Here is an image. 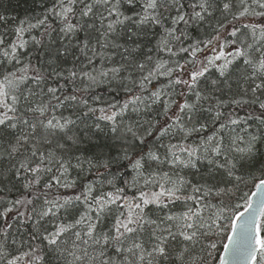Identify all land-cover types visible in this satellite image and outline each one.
Returning <instances> with one entry per match:
<instances>
[{"label":"snow or ice","instance_id":"obj_1","mask_svg":"<svg viewBox=\"0 0 264 264\" xmlns=\"http://www.w3.org/2000/svg\"><path fill=\"white\" fill-rule=\"evenodd\" d=\"M125 7L134 15H126L122 10ZM137 7L140 8L139 12H136ZM232 7V3H224L223 13L230 12ZM236 7L239 10L233 14L234 20L256 18L242 25L243 28L250 30L249 43H246V38L239 41L235 39L241 31L235 24L227 33L234 39L231 41L223 39L221 32L227 29V22H218V27L214 29L216 34L211 38L195 41L189 47L181 46L178 51L175 49L176 43L182 45L183 39L187 38L185 32L175 26L181 22L191 25L204 21V14H212L210 11L212 0H193L188 4L182 0H53L51 7L44 9L45 14L41 18L35 22L22 21L20 26L16 27L15 39L10 44L5 46V40L0 38L2 58L0 66L4 60L9 64L14 62L18 66L0 74V184L5 181L11 183L13 178L18 180L22 172L29 173L32 178L23 184L27 192L35 189L41 182V173L45 175L52 173L49 182L44 185L45 189L50 190L54 186L72 188L75 181H69L67 173L69 168L82 169L85 161L75 153L84 151L92 153L91 158L86 159L90 168L107 170L116 166L117 173L121 168H125V177L128 175L127 170L134 173L131 180L124 179L123 187L117 186L113 179L107 180L112 190L101 191L98 194H94L91 185H86L83 192L72 197L50 199L48 193L44 192L43 205L40 208L34 206L41 195L38 191L33 193L32 198L21 196L14 201H7L8 206L0 203V208H3L0 211V219L15 211L12 219L19 218L21 225L33 221L30 240L46 242L61 264H160L169 256L167 249L169 239L175 240L177 236L186 244L175 253L174 264H186L185 258L189 257L191 252L189 245L212 234L211 227L215 224V219L212 215L206 218L203 214L205 208L214 207L210 201L206 202L207 198L223 197L228 194L229 189L219 187V182L211 184L210 180H205L202 184H191L179 172L161 173L160 165L167 164L173 170L177 167L195 168L197 161L207 160L216 170H223L230 181L238 163L256 161L257 143L264 139V135L248 133L247 127H243L240 128V132L247 135L245 139V136L237 132V126L244 123L246 118L231 112L226 115L220 108L229 101L197 90L198 81L205 76L210 66L216 67L220 77H224L226 81L230 66L237 59L243 58L244 65L250 68L251 72L240 79L250 82L251 86L245 88V85L241 84L240 87L245 92L250 91L254 99L249 101L242 96L231 100L230 103L234 105L258 103L261 112L254 118L264 125V100L256 95L264 93V0H237ZM185 8H190L191 11L185 12ZM173 10L175 16L170 15ZM7 19L8 17L0 15V21ZM168 19H171L173 27H164ZM54 23L60 25L61 40L65 38L71 40L72 37H78L80 32L85 33L80 50L82 53L91 51L92 56L88 57V64H92L97 56L102 60L105 58L111 60V56L105 57L103 52L97 51V45L100 49L123 48V63L108 68H93L91 71L70 69L67 76L63 71L53 68L49 77L44 70L32 65L30 60L23 62L20 56L29 44L24 34L32 29L43 28L42 37H51L52 32L56 31ZM148 24L163 28L164 35L158 43L157 51L173 57L178 52L189 54L193 57L188 61L191 70H188V65L176 64L173 67L168 66V61L159 59L153 61L151 55L144 60H139L133 55L139 47L133 37L139 35L143 26ZM122 32L135 47H126L118 43ZM30 39L38 47L43 44L42 38L32 36ZM228 43L236 46L233 51L226 53L225 45ZM205 50H210L213 55L205 56L204 60L198 61L196 54ZM67 54H69L67 46L50 50L52 59H49V65ZM221 60L223 63H216ZM185 71H188V79L183 78L182 74ZM176 72L181 75L174 76ZM158 76L172 78L169 80V86H184L187 92L181 90L179 95L184 97L191 93L195 100L190 102L188 99L180 101L171 99L172 93L160 88L149 93L147 85ZM49 78L64 79L73 85L72 91H62L66 88L64 83L49 86L47 84ZM80 78L83 87H76L75 82ZM100 85L106 86L109 93L123 91L128 94L127 98L120 104L93 106L84 94ZM211 85L216 91H223L217 80H213ZM162 97H165L163 101ZM91 99L100 101L99 96H93ZM212 99L216 100L215 105L210 104L208 108L198 107L200 101ZM161 102L163 116L161 119H153L151 117L153 106ZM172 105H176L174 112ZM60 108H70L71 115L64 116L61 113L57 116L55 113ZM97 112L100 113L97 120L108 122L104 127L99 123H88L90 115ZM205 112L214 113L212 123L219 122V126L211 135L202 137L199 145L171 143L165 145L162 142L163 137L168 134L175 135L179 132L187 139L192 133L206 131L207 124L200 123L198 117V114ZM156 115L160 116L161 113L156 112ZM221 118L223 122H220ZM247 119H253L252 115L249 114ZM222 133L232 134L227 137V143ZM150 140L152 146L145 150ZM85 144L88 146L87 149L81 147ZM241 144L244 146L241 147ZM43 146H47V151L41 150ZM160 148L165 149L163 156ZM221 156L223 160L216 159ZM5 157L9 161L7 165ZM73 157L76 160L74 165L71 163ZM153 164L156 168L152 167ZM209 177L215 179L211 167ZM150 185H156L159 191H153L149 195L144 189ZM257 187L261 189V202L264 203V179L259 181ZM129 188L136 189L139 194L129 197L127 194ZM180 201L184 203L185 210L179 214H167L159 222L149 219L145 213V208L149 205L163 209L169 203ZM30 205L33 207L29 209ZM77 205H83L84 210L70 222L65 223L57 216L61 210L71 215L70 209L76 208ZM113 212L117 214L112 230L108 232L98 230L107 214ZM45 218L50 219L42 224L41 221H45ZM231 224L235 231L236 219H232ZM247 224L248 221H245V224L240 226L242 238H248L243 231ZM148 226H152L150 239L153 244L150 249L139 240L125 247V241L129 236H135ZM12 228L13 225L6 219L4 226L0 227V237H3V241H0V264H20L21 261L32 264L33 260L39 262L42 257L35 255L40 250L39 244L30 245L29 251L9 256L5 242L9 229ZM261 228H264V224L258 226L254 240L261 257H264ZM228 239L233 241L236 238L230 235ZM12 243L15 244L16 240ZM209 247L215 248L216 245L210 243ZM229 247L225 245L226 249ZM108 248L113 249L114 255L107 253ZM255 251L256 249L248 250L239 244L231 246L233 257L247 253V258L255 260ZM26 257L32 259L26 261ZM225 262L226 258L221 257V264ZM192 264H197L195 259L192 260Z\"/></svg>","mask_w":264,"mask_h":264},{"label":"trees","instance_id":"obj_2","mask_svg":"<svg viewBox=\"0 0 264 264\" xmlns=\"http://www.w3.org/2000/svg\"><path fill=\"white\" fill-rule=\"evenodd\" d=\"M183 3L188 4L193 2V0H182ZM232 3L233 7L230 12L223 13V4L224 3ZM53 0H0V15L8 17L6 21H0V38L5 40V46L10 44L15 39V29L17 26H20L22 21L35 22L36 19L41 18L45 12L44 9L46 7H51ZM237 0H212V8L210 11L211 15H205V20L200 23H193L191 25H185L182 22L175 27L184 31L186 34V39H183L182 45L180 43H176L174 45L175 49L183 47H189L195 41L198 40H207L214 36L216 33L214 29L218 27V22L225 23L227 22V29L222 30L221 35L223 39L231 41L234 39L231 36H228L227 33L232 30L233 24L236 27L241 29L240 33H238L237 41L242 38H246V43L251 42L250 30L243 28V24L250 23L255 17H245L241 18L239 21L233 19V14L236 13L239 9L236 7ZM125 11L126 15H134L132 11H127L126 7L122 9ZM140 8H136V12H139ZM185 12H190V8H185ZM175 10L171 12V16H175ZM52 22V21H50ZM75 22V21H73ZM97 27H99V21L96 22ZM53 26L56 28V31L52 32L51 37L43 36L42 32L43 28L32 29L30 32H26L24 34V38L29 40V44L21 53L20 58L23 62H27L30 60L31 64L41 68L45 71L46 74L51 75L52 69L56 68L57 70L63 71L64 75L67 76V73L70 69H76L77 71L83 69L87 71H91L93 68H108L120 63H123L122 55L123 48L120 50H116L113 48H105L100 49L99 46H96L98 52H103L105 57L111 56V60L105 58L101 59L100 56H97L93 59L92 64H88V57L92 56L91 51L81 52L82 41L84 40L85 33L80 32L78 37H72L71 40L65 38L64 40L60 39L62 33L59 32L60 25L58 23H54ZM164 27H173L171 24V19H168ZM163 33V28L157 25L148 24L143 26L142 32L139 35L133 37V39L139 44L136 52L133 54L137 59L144 60L148 55H151L153 61L156 60H164L168 61V66H175L176 64L188 65V61L192 60L193 57L187 53L178 52L176 56H170L167 53L157 51V46L159 41L161 40ZM35 36L38 39H43V44L41 46H36L31 42V37ZM54 41V43H53ZM123 46L126 47H135V45L128 41L127 36L121 33V36L118 40ZM93 44L95 45V40H93ZM63 46H67L69 48V54L66 56H61L58 60L55 61L54 64L49 65V59H52L50 55V50L54 51L56 48H61ZM231 43L225 45V52L233 51L234 47ZM246 46V44H245ZM151 50V51H150ZM219 50V45H217V51ZM20 52V50H18ZM113 53H115L113 55ZM213 53L210 50H205L202 52H198L196 54V59L198 61L204 60L205 56H211ZM2 59V58H0ZM217 64L223 63V61H217ZM14 67H18L14 64H9L6 60L2 66H0V74H3L5 70H13ZM188 70H191V65H188ZM251 69L244 65L243 58H239L234 61L233 65L230 66L227 75V80L225 81L224 77H220V73L216 67H209V71L205 73L204 77H201L198 81V89L205 93H211L214 97L219 98L224 101H229L225 106L221 107L220 110L223 111L226 115L231 112L236 116H243L246 118V121L242 123L240 126H237V132L245 136L247 139V135L244 132H240V128L247 127L248 133L264 135V125L260 124L259 121L255 120V116L260 114L261 110L259 109L258 103L241 104L234 105L231 104L230 101L233 99H238L244 96L249 101L254 99L253 94L250 91L245 92L244 89L240 87L241 84L245 85V88H249L250 82L244 81L240 79L243 75L250 73ZM139 75V73H137ZM175 75H181V73L176 72ZM184 79H188V71H185L183 74ZM81 79H77L75 82L76 87H83L81 83ZM172 79L170 77L158 76L154 79L150 84L147 85L149 89V93L154 91L157 88L165 89L168 92H171V99H175L177 101L188 99L190 102L195 100V96L191 93H188L186 96L181 97L179 95L181 90L187 92L182 85L169 86V80ZM213 80H217L220 84V87L223 91H216L213 89L211 82ZM60 83H64L66 88L62 91L71 92L72 84H69L62 78L52 79L49 78L47 80V84L49 86H57ZM231 85V88H229ZM86 98L89 99V103L93 106H105L107 103H123V101L127 98V93L120 92H108V89L104 85H100L95 87L94 89H90L87 93L84 94ZM261 100H264V93H257ZM93 96H99L100 101H94L91 99ZM162 101L165 97L161 98ZM216 100L212 99L210 101H200L198 103V107L208 108L209 105H215ZM154 111L151 113V117L153 119H161L163 116V103H158L153 106ZM176 109V105H172V111L174 112ZM156 112H160L161 115L157 116ZM63 113L64 116L71 115V109L60 108L56 111V115L59 116ZM249 114L252 115L253 119H247ZM100 115L97 112L95 115H90L88 118V123H99L101 127H104L108 122L103 120H97V117ZM214 113H200L198 114L199 122L206 123L207 129L204 132L200 133H192L187 139L183 138V134L176 132L175 135L168 134L163 137L162 142L167 145L171 144H183L185 146H196L200 144L201 138L206 137L207 135H211L212 132L219 126V122L216 124L212 123V116ZM223 122V118L221 121ZM225 135V142L227 143V137L232 135L231 133H222ZM7 139V137L5 138ZM100 142V141H94ZM152 146V141L145 146V150L148 147ZM244 145L241 144V147ZM27 147V146H26ZM82 148L87 149V144L82 145ZM258 153L257 159L254 163L241 162L237 164L236 169L234 170V176L229 181L226 174L223 170H216L214 165H209L207 160H201L196 162L195 168H179L177 167L175 170L171 169L169 165L163 164L160 165V171L163 172H179L180 175L184 176L191 184H202L205 180H210L211 184H216L219 182V187L224 188L227 187L229 192L227 195L223 197H212L207 198L206 202L210 201V203L214 206L212 208L204 209V216L207 218L212 215V218L215 219V224L211 227V233L207 237H202L197 242L189 245L191 252L190 256L186 257V264H192V260L195 259L197 264H218L220 254L222 251V247L225 243L227 235L230 230L231 222L233 217L244 209L247 204L248 197L252 190L254 189L256 183L260 181L264 174V139H261L257 143ZM42 151H47V146L41 147ZM24 150L22 149V152ZM165 149L160 148V153L163 156ZM26 154V153H25ZM180 155H185L184 153H178ZM76 156H80L83 163V167L81 168H69L67 173V178L69 181L74 180L75 186L72 188H63L59 186H54L53 188L45 189L44 185L47 184L51 178L52 173L43 174L41 173V182L35 186V189L30 191H25L23 188V184L27 183L28 179L32 178L31 174L23 173L21 177L17 180L15 178L12 179L11 183L0 184V203H3L4 206L7 205V201H14L21 196H27L28 198H32L33 193L38 191L41 193L38 200L35 202V207L40 208L43 205L44 196L43 193L47 192L48 197H72L84 191L86 185H91L94 189V194H98L101 191H111V187L108 186L107 180L113 179L114 183L117 186H124V179L131 180L132 173L130 170L128 171V175L125 177V168H121L120 172H116V166H113L111 169H103V168H90L86 163L87 158H91L92 153L89 151L84 152H76ZM22 157H17L20 159ZM218 160H223V156L216 158ZM16 161H12L15 163ZM9 163L7 157H5V164ZM71 163L76 164V160L73 157ZM126 163V162H125ZM153 168H156V165H152ZM213 168V175L215 179H211L209 177V168ZM58 174V173H57ZM14 176V173H12ZM235 177H239L237 180ZM55 184V182H53ZM144 191L148 192L149 195L153 191H159V188L156 185H150L148 188H145ZM190 191V188H189ZM127 194L129 197L133 195H138L139 193L136 189L129 188L127 190ZM222 201V202H221ZM33 207V205L29 206V209ZM3 208H0L2 211ZM22 210V209H21ZM84 210L83 205H77L76 208L70 209L71 215L68 212L61 210L57 216L63 220V222H70L79 216L80 212ZM185 210L184 203L182 201L169 203L166 208L160 209L155 205H149L145 208V213L148 218L151 220H156L159 222L167 214H179ZM117 213L113 212L107 214L105 220L99 225L98 230H102L104 232L111 231L113 228V224L115 223V215ZM15 216V211L13 213H9L6 218L0 219V227L4 226V220L6 219L8 223L13 225L12 229H9V234L6 240V247L9 256L17 255L24 251H29V246H36L39 244L40 250L35 253V255L41 256L42 259L37 262L34 261L32 264H61V262L57 259L56 254L50 250L47 246L46 242L41 243L40 241H32L30 240V233L33 232V221H27L24 225H21L19 222V218L12 219ZM35 219V218H34ZM50 218H45V221H41V223H46ZM210 223V221H209ZM264 224V210L261 215V219L259 222V226ZM51 225H49L50 227ZM152 230V226L146 227L142 232H137L135 236H129L125 241V247L130 246L134 241L139 240L144 246L148 249L151 248L153 241L150 239V233ZM261 238H264V228L260 229ZM16 240V243L13 244L12 241ZM0 241H3V237H0ZM214 243L216 245L215 248H210L209 244ZM186 242L183 241L182 238L177 236L175 240L169 239L167 249L169 252V256L160 262V264H174L176 259L175 253L180 250L183 246H185ZM107 253H111L114 255L113 249L108 248ZM202 258V259H201ZM32 257H26L25 260H31ZM20 264H25V261H21ZM253 264H264V257H261L260 253H258L256 259Z\"/></svg>","mask_w":264,"mask_h":264},{"label":"water","instance_id":"obj_3","mask_svg":"<svg viewBox=\"0 0 264 264\" xmlns=\"http://www.w3.org/2000/svg\"><path fill=\"white\" fill-rule=\"evenodd\" d=\"M262 179H264V174ZM258 183L259 181L256 183L254 189L250 193L246 207H244L243 210L238 212L233 217V219H236L237 229L234 231L231 224L230 231L222 247L218 264H221V257L226 258L225 264H253L254 260L247 258V253L239 257H233L231 255V246L235 244H239L248 250L256 249V251L254 252V256L255 258L257 257L259 249L255 244L254 237L257 233V228L259 226L261 214L264 210V203L261 202V189L257 187ZM245 221H248V224L245 225L243 231L247 234L248 238H242L240 235L241 232L240 226L244 225ZM230 235L235 237L236 239L230 241L228 239ZM226 244L230 246L228 249L225 248Z\"/></svg>","mask_w":264,"mask_h":264}]
</instances>
